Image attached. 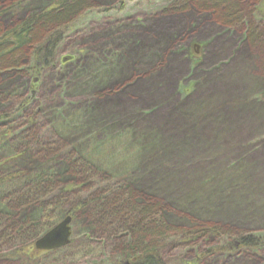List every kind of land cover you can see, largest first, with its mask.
<instances>
[{
	"label": "rangeland",
	"instance_id": "rangeland-1",
	"mask_svg": "<svg viewBox=\"0 0 264 264\" xmlns=\"http://www.w3.org/2000/svg\"><path fill=\"white\" fill-rule=\"evenodd\" d=\"M58 1L0 0L1 25L13 27ZM184 1L188 7L178 10ZM251 1L252 24L264 32V0ZM91 2L90 10L65 25L52 66L35 75L29 56L19 72L0 74V217L22 225L43 221V210L35 205L12 206L10 192L39 173L59 179L55 185L64 190L82 184L71 170L79 159L95 167L98 182L130 185L141 199L161 201L178 236L207 223L264 238L261 51L244 31L218 22L191 0ZM37 34L42 41L49 32ZM108 69V83L88 86ZM96 115L118 116L117 128L110 120L97 122ZM30 129L44 142L59 141L55 159L42 160L33 148L25 152ZM84 188L74 196L90 195ZM80 213L71 223L68 248L31 260L19 248L0 250V264L118 263ZM56 214L58 224L64 218ZM180 239L162 245L165 264H264V246L241 249L228 238L207 235L186 246ZM229 244L231 250L223 252Z\"/></svg>",
	"mask_w": 264,
	"mask_h": 264
},
{
	"label": "trees",
	"instance_id": "trees-1",
	"mask_svg": "<svg viewBox=\"0 0 264 264\" xmlns=\"http://www.w3.org/2000/svg\"><path fill=\"white\" fill-rule=\"evenodd\" d=\"M191 1L200 10L214 13L218 22L244 31L246 39L260 50L264 57V32L254 27L251 21L253 1L250 0L247 5L246 0ZM259 1L261 3L263 0ZM92 7L91 0H60L41 14L13 27L4 29L0 22V74L19 72L24 60L29 56L33 60L32 73L35 75L52 66L58 48L64 41L65 25ZM177 7L178 10H184L188 7V2H180ZM245 25H247L246 29ZM39 29L49 32L42 41L37 34ZM199 63L200 58L197 64ZM109 73H112L111 69L108 70ZM103 75L99 77L105 78L106 76ZM203 118L200 117L195 125L198 126L200 121L204 120ZM33 131H28L24 135L29 147L25 152L29 153V150L33 148L35 156L38 155L40 159H55L54 154L60 150L59 141L53 139L44 142ZM83 161L77 159L71 164L74 180H79L82 184L71 185L68 188L69 191L55 185L59 179H44V175L39 173L36 178L29 181L31 183H23L25 185L18 188L16 192H10L11 197L8 202L16 209H23L32 204L43 210L44 217L43 221L23 225L8 217H0L1 252L19 248L29 260L43 253L37 251L35 243L56 226L58 217L53 218L52 214H56V210L59 209L60 212L56 215L62 219L71 217L72 222L78 217L77 213L81 212L83 217L88 216L87 219L98 233V244L102 247L106 246L117 254L119 261L116 264H165L160 250L162 245L180 238L184 241L182 244L186 246H194L206 235L214 238H228L229 242H237L241 249L260 250L264 246V238L225 232L218 225L207 223H196V226L187 230L184 235L178 236V230L171 227L165 218L167 207L161 201L151 197L141 199L142 196L130 185L111 184L110 181L98 182L100 179L96 175L95 167L86 160ZM215 178L218 177L215 176ZM105 184L109 186L103 187ZM80 187L82 191L83 187L86 190L88 188L91 194L84 197L74 196L75 189ZM77 201L75 209L72 208L73 203ZM51 225L54 226L47 229ZM232 244L223 247V252H229ZM69 246L70 244L61 249ZM62 263L71 262L70 259H66Z\"/></svg>",
	"mask_w": 264,
	"mask_h": 264
},
{
	"label": "water",
	"instance_id": "water-1",
	"mask_svg": "<svg viewBox=\"0 0 264 264\" xmlns=\"http://www.w3.org/2000/svg\"><path fill=\"white\" fill-rule=\"evenodd\" d=\"M71 223V217L64 218L59 224L36 242V248L42 251H51L68 246L70 244L72 232Z\"/></svg>",
	"mask_w": 264,
	"mask_h": 264
},
{
	"label": "bare ground",
	"instance_id": "bare-ground-1",
	"mask_svg": "<svg viewBox=\"0 0 264 264\" xmlns=\"http://www.w3.org/2000/svg\"><path fill=\"white\" fill-rule=\"evenodd\" d=\"M115 66H117V64L115 65ZM119 69V68H118ZM108 70H110V69H108ZM122 72L123 71H121V74H122ZM120 73V72H119ZM108 75V73H107V71H106V73L103 75V76H107ZM111 76V75H110ZM106 78V77H105ZM105 78H101V79H97V78H95V79H92V81L90 82V83H92V85H88V86H91V87H96V86H100L101 84H103V83H108V80L109 79H105ZM109 78V77H108ZM122 103V102H121ZM108 105H106V108H105V110H107L108 108H110V106H108ZM122 107H124V108H127V107H129V106H127V105H124V103L121 105ZM127 106V107H126ZM124 110V109H123ZM90 112H92V110H90ZM106 112V111H105ZM118 116H115L114 118H112L113 120H115V121H117L116 120V118H117ZM96 118H98V120H97V122H99V120H102V122H103V124L105 123V121H106V124H108V123H110L109 122V118H102V116L101 115H96ZM113 120H110L111 121V123H116V122H114ZM101 123V122H100ZM100 123H98V124H100ZM117 128V123L115 124V126H113L112 128ZM250 127H252V128H256L257 126L256 125H253V126H250ZM252 130L253 129H251V130H247L246 131V133H245V135H244V137H247L251 132H252ZM215 176H213V178H214ZM208 182H212V178L210 179V180H208Z\"/></svg>",
	"mask_w": 264,
	"mask_h": 264
},
{
	"label": "flooded vegetation",
	"instance_id": "flooded-vegetation-1",
	"mask_svg": "<svg viewBox=\"0 0 264 264\" xmlns=\"http://www.w3.org/2000/svg\"><path fill=\"white\" fill-rule=\"evenodd\" d=\"M262 4H263V1L261 2ZM262 4H260V5H262ZM42 251V250H41ZM40 252V251H39ZM43 253H45V252H47V251H42Z\"/></svg>",
	"mask_w": 264,
	"mask_h": 264
}]
</instances>
